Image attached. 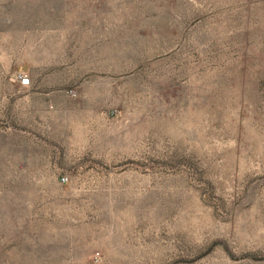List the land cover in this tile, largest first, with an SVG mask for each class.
Listing matches in <instances>:
<instances>
[{"label": "rangeland", "instance_id": "374dc122", "mask_svg": "<svg viewBox=\"0 0 264 264\" xmlns=\"http://www.w3.org/2000/svg\"><path fill=\"white\" fill-rule=\"evenodd\" d=\"M0 264H264V0H0Z\"/></svg>", "mask_w": 264, "mask_h": 264}, {"label": "built area", "instance_id": "2783aa9c", "mask_svg": "<svg viewBox=\"0 0 264 264\" xmlns=\"http://www.w3.org/2000/svg\"><path fill=\"white\" fill-rule=\"evenodd\" d=\"M21 85L22 86H29L30 85V78L27 75H22L21 77ZM62 181H67V178L63 177Z\"/></svg>", "mask_w": 264, "mask_h": 264}]
</instances>
